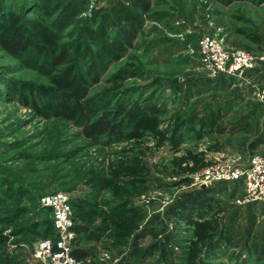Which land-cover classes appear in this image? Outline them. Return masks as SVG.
<instances>
[{"label":"rangeland","instance_id":"1","mask_svg":"<svg viewBox=\"0 0 264 264\" xmlns=\"http://www.w3.org/2000/svg\"><path fill=\"white\" fill-rule=\"evenodd\" d=\"M127 1L82 0L85 11L56 30V14L48 17L41 7L46 0H0V21L15 15L12 29L28 43L17 57L0 48V254L12 264H32L36 240L29 226L49 216L41 198L63 191L89 204L75 209L89 232L80 239L91 253L82 264H257L247 245L264 248V203L239 204L241 182L206 184L201 172L217 159L245 164L248 143L264 140V107L254 94L264 83V63L240 76L211 77L198 42L212 34L225 46L239 40L259 55L264 48L249 36L264 24V0H151L133 48L93 78V54L118 34L99 17L92 26L98 40L88 43L93 54L75 62V73L87 80L86 98L109 99L106 110L152 98L159 113L124 119L121 137L93 141L78 122L80 103L59 99L68 90L56 79L68 62L53 71L39 67L52 50L78 45L94 9L130 8ZM206 186L221 191L202 217L189 223L172 212L184 194ZM221 234L231 244L207 259L204 245ZM240 249V258L229 257Z\"/></svg>","mask_w":264,"mask_h":264},{"label":"trees","instance_id":"2","mask_svg":"<svg viewBox=\"0 0 264 264\" xmlns=\"http://www.w3.org/2000/svg\"><path fill=\"white\" fill-rule=\"evenodd\" d=\"M220 1L224 4H229L233 0ZM127 2L130 5V8L114 5L111 7L110 11H104L105 8L94 9L90 22L81 26L78 45L74 46L73 44H67L58 47L56 50H52L50 57L39 67V70L41 71H53L57 67L68 62L69 65L65 68L63 74L56 79L64 89L68 90V92L60 93L59 99L62 103H66V105L69 103V100L78 101L80 103L78 122L81 125L84 136L93 141L104 136L111 138L121 137V127L124 119L135 121L142 112L152 115L159 113V107L153 102L152 98L145 100L141 105L133 104L130 108L119 105L113 109L106 110L110 104L109 99L94 100L92 98H86L87 80H84L82 76L75 73V68L77 67L75 62L84 55L93 54L92 52H89L88 43H94L98 40V29L93 28L92 26L97 23L99 17H101V20L106 23L108 21L114 23L113 25H116L118 34L109 40L101 41L99 52L93 54L96 60H92L89 67V74H92L93 78L96 76L98 72L97 70L103 69L113 62L119 61L129 49L133 48L134 41L142 33L145 23V15L150 11L151 0H128ZM41 7H43V12L48 17H53L56 14L53 24L56 30H61L67 27L74 18L78 17L85 11V3L82 2V0L70 1L65 4L57 0H46V3ZM15 19V15L9 14L4 20L0 21V48L9 55L17 57L27 50L28 43L23 38V35L18 28L12 29L14 27ZM257 30L258 33L250 35L249 38L251 41L259 43L264 48V24H260L257 27ZM50 34H52V37H56L55 33L50 32ZM83 43L85 45H83L81 49ZM227 46L230 48H242L248 51L245 48V44L239 40H231ZM221 76L223 75H219L218 78H221ZM263 143L264 140L262 137L252 139L248 143V149L251 151L250 156L253 155ZM234 182L242 183V180ZM219 191H221V188L206 186L200 187L192 193L184 194L182 199L176 203L172 212L175 215L180 216L182 219H185L187 222L193 223L192 219L195 216L202 217L203 213H207L209 209H211L214 195ZM253 203L257 202H252L251 204ZM69 204L74 222L73 229L77 233L75 247L72 249L71 255L77 260L83 261L88 258L91 253L80 246V239L84 234L87 235L89 232H87V225L77 220L75 209H81L89 204H87L84 199H81L79 202L69 199ZM248 205H250V203ZM43 209L46 212H49V216L31 222V225L29 226L30 232L33 234L35 240L55 238L51 210L49 207H43ZM3 239L4 237L0 235L1 244L4 241ZM230 244L231 240L224 234H221L215 239L210 238L204 245L206 258L211 259L218 252L224 250L222 248L223 246L227 247ZM247 246L250 250V252L247 251V253H251V256L255 260L257 259V264H264V248H258L256 244H249ZM241 255H243V252L240 249L237 254H229V257L238 259ZM0 264H12L11 258L5 254H0ZM190 264L206 263L199 259L197 262L191 261Z\"/></svg>","mask_w":264,"mask_h":264},{"label":"built area","instance_id":"3","mask_svg":"<svg viewBox=\"0 0 264 264\" xmlns=\"http://www.w3.org/2000/svg\"><path fill=\"white\" fill-rule=\"evenodd\" d=\"M199 60L211 77L219 75H241L253 69L257 62L264 63V51L254 55L242 48L225 46L220 37L204 34L198 42ZM256 99L264 107V83L254 91ZM201 179L209 184L218 181L242 180L243 194L239 204L264 203V143L245 164L232 165L217 159L204 167ZM42 206L51 210L55 238L35 241L32 247V264H82L71 255L77 233L73 229L72 210L69 197L63 191L48 193L41 198Z\"/></svg>","mask_w":264,"mask_h":264}]
</instances>
